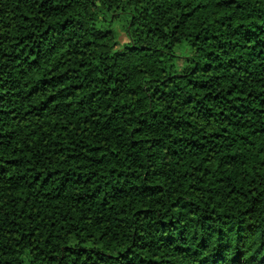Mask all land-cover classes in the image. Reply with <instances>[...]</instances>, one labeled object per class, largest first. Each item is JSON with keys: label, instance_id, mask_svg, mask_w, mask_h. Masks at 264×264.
I'll list each match as a JSON object with an SVG mask.
<instances>
[{"label": "trees", "instance_id": "1", "mask_svg": "<svg viewBox=\"0 0 264 264\" xmlns=\"http://www.w3.org/2000/svg\"><path fill=\"white\" fill-rule=\"evenodd\" d=\"M0 264H264V0H0Z\"/></svg>", "mask_w": 264, "mask_h": 264}]
</instances>
